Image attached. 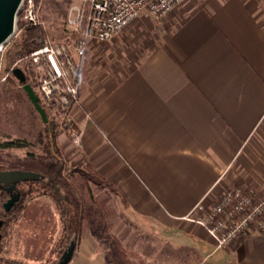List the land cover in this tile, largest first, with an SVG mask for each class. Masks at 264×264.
<instances>
[{
  "label": "crops",
  "instance_id": "crops-1",
  "mask_svg": "<svg viewBox=\"0 0 264 264\" xmlns=\"http://www.w3.org/2000/svg\"><path fill=\"white\" fill-rule=\"evenodd\" d=\"M72 57L78 100L59 145L111 185L120 243L144 264H264V233L219 250L184 219L227 188H264L261 1L186 0ZM68 264L110 263L83 231Z\"/></svg>",
  "mask_w": 264,
  "mask_h": 264
},
{
  "label": "trees",
  "instance_id": "trees-1",
  "mask_svg": "<svg viewBox=\"0 0 264 264\" xmlns=\"http://www.w3.org/2000/svg\"><path fill=\"white\" fill-rule=\"evenodd\" d=\"M16 26L19 33L3 54L2 74L7 75L5 83L2 84L3 92L5 94L9 91L12 92L11 86L17 85L19 87L17 92L26 99L39 125L31 141L16 137L6 138L0 142V156L3 155L2 151L23 152L21 158L15 157L6 160L0 157V171L34 172L46 177L48 181L20 183V185L26 184L28 190L22 189V185L18 184L20 199L9 212L3 208V203L8 199V195L0 189V216L5 217L19 209L23 198L28 192H31L30 188H34L32 196L50 199L61 223V237L53 248L56 259L50 264H55L66 250L71 235L74 233L78 239L83 231H87L100 244L110 264H144L136 253L126 249L112 234V226L109 222L112 209L105 200H99L90 188V185H93L96 190L107 189L109 192H113L111 185L90 166L83 163H69L59 145L60 135L62 133L70 135L72 132V122L68 124L65 119L66 117L71 118L75 104L62 106L56 99L46 102L38 89V76L26 60L32 51L45 43V31L40 26L20 18ZM75 37L74 35H64L63 40L68 42L67 40ZM16 67L23 71L27 83L36 93L39 104L46 113V122H43L36 113L27 94L22 89V85L12 75V70ZM78 75L79 68L77 67L75 83ZM5 156L9 155L5 154Z\"/></svg>",
  "mask_w": 264,
  "mask_h": 264
},
{
  "label": "built area",
  "instance_id": "built-area-1",
  "mask_svg": "<svg viewBox=\"0 0 264 264\" xmlns=\"http://www.w3.org/2000/svg\"><path fill=\"white\" fill-rule=\"evenodd\" d=\"M184 1L72 0L66 9L63 27L68 36L76 37L70 42L47 38L26 58L38 76L42 98L46 102L56 99L62 106L76 104L78 89L74 79L77 66L73 53L83 57L89 42L110 41L140 16L161 24ZM35 3V0H22L17 12L33 25L39 24ZM65 120L68 124L72 122L70 117ZM78 138L75 137L76 142ZM184 219L204 228L216 249H226L249 228L264 233V188L260 191L247 186L227 188L209 206L202 200L197 201Z\"/></svg>",
  "mask_w": 264,
  "mask_h": 264
},
{
  "label": "rangeland",
  "instance_id": "rangeland-1",
  "mask_svg": "<svg viewBox=\"0 0 264 264\" xmlns=\"http://www.w3.org/2000/svg\"><path fill=\"white\" fill-rule=\"evenodd\" d=\"M71 1L35 0L39 15V24L36 25L45 31V40L50 38L59 42L64 39V35H67L64 31L63 21ZM260 1L264 8V0ZM19 18L23 19L20 12L16 16L13 35L3 45L4 48L0 52V142L6 138L16 137L31 141L39 125L30 105L17 92L19 87L11 86L13 91H9L7 94L3 92L2 87L7 77L2 74L3 54L19 33L16 26ZM72 39L67 41L70 42ZM1 153L3 154L0 156L1 159L6 160L23 156L22 151L16 150L2 151ZM5 154L9 156L6 157ZM69 167L71 168V166ZM21 185L22 189L28 190L26 184ZM90 188L99 200L107 202L113 213L110 192L106 189L96 190L93 185H90ZM30 191L31 194L28 192L19 204V209L5 217L0 216V219L5 221L1 230L0 264H50L56 259L53 248L61 228L59 215L50 199L32 196L34 188H30Z\"/></svg>",
  "mask_w": 264,
  "mask_h": 264
},
{
  "label": "water",
  "instance_id": "water-1",
  "mask_svg": "<svg viewBox=\"0 0 264 264\" xmlns=\"http://www.w3.org/2000/svg\"><path fill=\"white\" fill-rule=\"evenodd\" d=\"M22 0H0V48L13 35L15 29V20L17 12ZM14 78L22 85V89L27 94L28 100L33 105L36 113L40 116L43 122L47 121V116L41 105L33 88L27 83L23 71L16 67L12 70ZM47 182V178L34 172L20 171V170H6L0 171V189L7 195L8 199L3 203V208L9 212L12 206L19 201L20 192L17 185L23 182ZM5 221L0 219V231L3 229ZM2 234L0 232V241ZM76 244V235H71L70 241L66 250L59 257L55 264H68L71 260Z\"/></svg>",
  "mask_w": 264,
  "mask_h": 264
},
{
  "label": "flooded vegetation",
  "instance_id": "flooded-vegetation-1",
  "mask_svg": "<svg viewBox=\"0 0 264 264\" xmlns=\"http://www.w3.org/2000/svg\"><path fill=\"white\" fill-rule=\"evenodd\" d=\"M1 232V231H0Z\"/></svg>",
  "mask_w": 264,
  "mask_h": 264
}]
</instances>
